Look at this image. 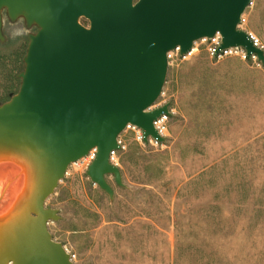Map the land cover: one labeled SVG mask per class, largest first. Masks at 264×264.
Instances as JSON below:
<instances>
[{"label":"rangeland","instance_id":"374dc122","mask_svg":"<svg viewBox=\"0 0 264 264\" xmlns=\"http://www.w3.org/2000/svg\"><path fill=\"white\" fill-rule=\"evenodd\" d=\"M240 29L264 47V0H251ZM22 41L0 45L1 102ZM207 46L170 61L154 106L169 105L165 142L119 136L123 186L106 177L112 198L81 160L46 200L59 216L48 231L74 264H264V65L212 59Z\"/></svg>","mask_w":264,"mask_h":264},{"label":"water","instance_id":"95a60500","mask_svg":"<svg viewBox=\"0 0 264 264\" xmlns=\"http://www.w3.org/2000/svg\"><path fill=\"white\" fill-rule=\"evenodd\" d=\"M251 0H0L11 21L36 27L29 36L20 87L0 105V162L16 167L23 194L0 236V264H74L53 241L45 206L67 169L95 151L86 175L112 198L122 185L110 163L127 125L163 144L154 107L168 70L167 53L185 56L194 43L221 38L219 50L242 48L264 65V51L239 29ZM87 24L84 25L83 22Z\"/></svg>","mask_w":264,"mask_h":264},{"label":"built area","instance_id":"2783aa9c","mask_svg":"<svg viewBox=\"0 0 264 264\" xmlns=\"http://www.w3.org/2000/svg\"><path fill=\"white\" fill-rule=\"evenodd\" d=\"M241 24H242V18H241V23H240L239 29L241 27ZM243 31H245V30H243ZM245 32L249 35V38L252 41L253 46L258 48V49L263 50L264 47L260 43L259 39L256 36H254L252 33H249L247 31H245ZM198 43H207L208 44L206 51H207L208 55L210 56V58H212V59L238 58L239 60H242V61H248L250 59L257 60V58L255 56H251L250 58H248L245 50L242 48H238V47L228 48L225 50L218 51L219 46L221 44V38H220L219 34H216L211 39H203L197 43H194L190 52L187 53L185 56H181L179 54V48H176L174 51L167 53L168 65L170 64V61H173L174 56H176L178 60H186V59L190 58L197 51ZM161 106H163V105H161ZM161 106H158V107H161ZM168 117L169 116L163 115L153 122V126H154L155 131L162 138H166V136H167ZM125 131L133 132L135 135V140L140 144H145L143 142L142 132L138 128L131 126V125H127ZM118 143L120 144V146L122 148L121 142L119 140H118ZM148 143L153 144V145H158V143L151 138L148 139ZM117 154H118V152H111V154H110V163L115 165V166H118V161L116 158ZM94 158H95V151L92 150L91 152H89L88 156L82 160H85V161H88L89 163H91L94 160ZM72 258L73 257L71 256V260H72Z\"/></svg>","mask_w":264,"mask_h":264},{"label":"flooded vegetation","instance_id":"af4514ba","mask_svg":"<svg viewBox=\"0 0 264 264\" xmlns=\"http://www.w3.org/2000/svg\"><path fill=\"white\" fill-rule=\"evenodd\" d=\"M30 27H28L25 23V21L22 18H19L17 20L11 21L8 16L6 11L2 12V27H1V34L2 38L0 39V45H7L9 40L11 39H23L22 44L18 48L17 52H13L10 54L11 59L9 58V63L8 67L9 69V74L6 75V80L7 83H5V92H6V100L3 102L0 101V104L8 102L13 95H15L20 87V79L19 73H16L14 75L13 73L16 72L20 68V66H24V57L26 55V51L29 45V36H30ZM10 34L12 35L10 37ZM21 54V55H20ZM0 54V59L4 58L6 59V55ZM24 68V67H23Z\"/></svg>","mask_w":264,"mask_h":264},{"label":"bare ground","instance_id":"6f19581e","mask_svg":"<svg viewBox=\"0 0 264 264\" xmlns=\"http://www.w3.org/2000/svg\"><path fill=\"white\" fill-rule=\"evenodd\" d=\"M15 171L16 167L14 165L0 162V236L5 227L4 221L13 215L23 194V182L21 178L12 180L9 187L3 193L6 183L13 178Z\"/></svg>","mask_w":264,"mask_h":264},{"label":"trees","instance_id":"16d2710c","mask_svg":"<svg viewBox=\"0 0 264 264\" xmlns=\"http://www.w3.org/2000/svg\"><path fill=\"white\" fill-rule=\"evenodd\" d=\"M86 23V22H85Z\"/></svg>","mask_w":264,"mask_h":264}]
</instances>
